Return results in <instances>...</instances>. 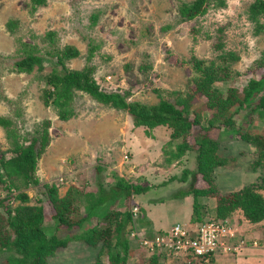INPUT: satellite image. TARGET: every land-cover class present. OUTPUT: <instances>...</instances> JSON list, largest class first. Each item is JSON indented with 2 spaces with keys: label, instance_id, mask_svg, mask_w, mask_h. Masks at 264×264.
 <instances>
[{
  "label": "rangeland",
  "instance_id": "374dc122",
  "mask_svg": "<svg viewBox=\"0 0 264 264\" xmlns=\"http://www.w3.org/2000/svg\"><path fill=\"white\" fill-rule=\"evenodd\" d=\"M193 1L47 0L45 6L33 10L29 0H0V116L14 120L13 134L8 135L0 127V161L4 156L11 157L9 152L15 145H30L33 137L41 136L45 125L51 139L38 161L39 185L26 184L17 176L13 178L18 185L14 196L26 194L27 202L17 198L9 200V193L0 184V201L9 206L11 216L16 215L19 206L42 207L46 215L42 226L47 228L43 236L64 238L63 232H58L49 218L53 211L49 188L53 186L56 190L53 197L69 203L72 222L87 218L91 210L94 214L108 208L117 213L138 210L135 224L129 223L126 230L135 225L137 228L166 229L183 224L182 220L189 218L192 209L189 201L172 198L195 199L192 190L189 191L193 188L191 176L188 182L174 179L185 169L199 170L195 149L186 152L185 157L177 156L180 159L174 161V154L169 151L171 130L168 127H136L127 112L105 106L79 91L72 104L75 115L67 121L60 120L56 109L44 104L40 87L42 74H50L56 60L45 56L43 72L35 69L31 75L17 74L12 69L20 58L17 54L19 40L36 46L41 55L72 46L79 50L80 57L68 62V68L82 70L91 64L99 82L106 75L104 80L110 91H128L129 102L154 106L163 99L172 100L174 93L188 88L193 57L211 60L228 53L236 57L228 63L234 70L233 78L216 83L214 88L235 103L239 91L232 92V88L242 91L251 78L264 74V16L256 21L250 18V6L255 0H225V5L210 0L205 14L181 21L179 6ZM94 16L97 22L92 25ZM9 20L18 21L15 34H10L6 28ZM50 33L53 38L48 36ZM95 45L98 46L95 58L88 63L89 48ZM205 100L206 97L198 95L195 102ZM248 111L234 115L235 126L245 124L248 129L263 132L264 123L255 120L256 116L243 120ZM15 112L21 116L15 118ZM218 130L213 128L209 132L211 139L218 143L215 154L222 162L211 174L217 191L225 195L253 186L264 196V188L260 187L264 183V149L230 133L221 135ZM195 137L187 140L192 146ZM4 178L9 184L10 179ZM127 184L131 188L150 189L112 201L111 189L121 192ZM200 185L206 188L205 182ZM101 195L107 196L106 201L92 209ZM200 204L197 205L199 214H204L206 209ZM6 207L0 208L4 218ZM215 216L213 213L208 217ZM232 216L229 221L236 226L247 249L242 253L241 249L235 250L229 255L230 259L223 257L228 255L215 256L217 262L210 264H225L223 258L228 264H264V228L248 223L244 226L241 211ZM196 217L194 214L193 222L186 227L193 225ZM97 221V218H90L83 226L115 227L111 220H105L104 224ZM261 225L264 226V222ZM129 240L132 249L128 264H150V260L145 259L149 257L138 249L130 235ZM97 245L93 248L72 240L53 255H47L46 260L48 264H98L102 260L99 255L103 246L100 241ZM9 254L0 250V264H8ZM103 260L108 264L107 259ZM187 260L166 256L158 264H208L199 259L191 263Z\"/></svg>",
  "mask_w": 264,
  "mask_h": 264
},
{
  "label": "trees",
  "instance_id": "16d2710c",
  "mask_svg": "<svg viewBox=\"0 0 264 264\" xmlns=\"http://www.w3.org/2000/svg\"><path fill=\"white\" fill-rule=\"evenodd\" d=\"M29 1L33 10L45 6L47 3V0ZM215 1L219 5L226 4L225 0ZM209 2L210 0H195L191 3H182L179 6L181 21H190L198 15L205 14ZM260 16H264V0H255L250 6V18L256 21ZM91 20L92 25H95L97 22L96 16ZM6 28L10 34H15L18 28V21L9 20ZM48 36L53 38L52 33L48 34ZM18 42L17 54L20 58L13 65L12 72L14 73L31 75L35 69L43 72L47 56L56 60L52 65L50 74L47 76L42 74L40 87L43 92L42 99L44 104L56 109L60 120L67 121L75 115L72 104L75 99V93L79 91L90 95L105 106H111L114 109L127 112L136 127H168L171 130V140L168 142L171 150L169 151L174 154L172 155L174 161L177 156L184 155L185 157L186 152L195 149L197 153V168L199 170L185 169L180 177L174 178L183 182H188L190 176L192 178L191 186L193 188L189 191L192 190L191 193L195 197L194 214L197 217L194 223L201 224L207 220L214 219L213 217H208L212 213L206 206L207 204L203 200L204 197H215L217 199L215 217L218 219H225L233 212L241 210L245 219L250 223L257 224L264 221V196L253 186L225 195L217 191L214 177L211 174L216 167L222 165V162L218 160L220 158L219 155L215 154L218 143L211 139L209 134L211 129L219 128L220 130L218 131H221V135L223 132L230 133L240 137V140L244 142H251L254 146H261L264 149V130L260 133L257 129H248L245 124L244 126L246 127L242 125L236 127L234 119V115L240 111L249 110L248 116H244L243 120H252L256 116L255 120L264 123V74L260 78H251L247 85L242 87V91L232 88V92L239 91L235 104L229 97L224 98L222 93L214 88V85L233 78L234 70L228 63L231 60L234 61L236 57L228 53L220 54L211 60L193 57L191 83L188 88L182 92L174 93L175 97L172 100L163 99L157 105L150 106L141 102H129L128 91H110L106 87L107 82L104 80L106 75H103L102 81L99 82L94 77L96 69L91 64L86 65L82 70L68 68V62L80 57V52L75 47L56 48L47 51L45 55H41L40 50L36 46L27 44L22 40ZM97 49L98 46L96 45L89 48L87 54L88 63H91L95 58ZM228 57H231V59ZM113 79L114 81L117 80L116 77H113ZM198 95L206 97V100L196 103L195 99ZM15 113V118L21 116V113ZM246 124L249 125L248 123ZM13 125L14 120L12 118L0 116V127L8 135L13 134V130H11ZM194 135L196 136L195 144L192 146L187 140ZM50 140V135L45 125L41 136L33 137L30 145L17 144L10 150L9 153L12 155L9 159L5 156L2 158L0 161V184L4 185V188L9 193V200L12 198L20 199L22 202H27L28 200L26 194L14 196L18 189V185L13 180L15 176L24 180L26 184L39 185V178L36 176L37 165L39 159L47 150ZM209 170L211 171L209 172ZM4 176L10 179L9 184H6L7 181ZM203 182H205L206 188L201 187L200 183ZM198 184L199 186H197ZM260 187L264 188V183ZM149 189L139 186L131 188L128 184L122 187L121 192L111 189V196H114L112 201L118 198H130L133 193L143 194ZM100 190L104 193L102 186ZM54 193H56V190L53 186H50L49 194L52 197L49 199H51L53 211L50 213L49 218L54 223V228L58 232H63L65 237L61 239L56 238L57 236L55 235L51 239L43 236L47 228L42 226L46 219L45 210L42 207L19 206L16 208V215L13 217L9 206L4 201H0V208L7 206L5 211V214H7L6 218H4L3 214H0V250L10 253L6 258L8 264H48L47 255H53L57 249L66 247L72 240L84 242L93 248L97 247V243L100 241L103 246L99 255V257L102 256L100 257V259L102 258L100 262L102 264H106V260H103V258L107 259L108 264L129 263V251L132 249L129 235L131 237V232L139 228L126 230V226L131 222L135 224L134 220L136 219L135 217L139 216L138 212L134 213L130 212V210H125L117 213L108 208L105 211H98L92 214L93 210H91L87 218H82L79 221L73 220L74 222H72L69 203L53 197ZM175 198L178 197L172 199ZM106 199L107 196L101 195L92 209L100 207ZM200 203L204 205L202 209H206L204 214L202 212L199 214L197 205ZM90 218H97L99 224H104L105 220H111L115 227L97 228L91 226L84 228L83 224L89 221ZM150 235L152 234L150 233ZM249 237L251 238V235L247 236L246 239L248 240ZM145 259H149L150 264H158L162 260L158 256L145 257ZM214 260L215 258L211 257V263Z\"/></svg>",
  "mask_w": 264,
  "mask_h": 264
},
{
  "label": "built area",
  "instance_id": "2783aa9c",
  "mask_svg": "<svg viewBox=\"0 0 264 264\" xmlns=\"http://www.w3.org/2000/svg\"><path fill=\"white\" fill-rule=\"evenodd\" d=\"M137 209L133 212L137 213ZM236 224L239 221L236 220ZM229 220H207L201 224L186 227L175 225L164 235L154 238L141 236V247L149 255L176 256L188 258L187 261L199 259L208 264L211 257L217 255H231L235 250L246 248L243 238L235 230ZM239 229V228H237ZM240 239L239 242H235ZM257 245V242H254Z\"/></svg>",
  "mask_w": 264,
  "mask_h": 264
},
{
  "label": "crops",
  "instance_id": "0c3cea01",
  "mask_svg": "<svg viewBox=\"0 0 264 264\" xmlns=\"http://www.w3.org/2000/svg\"><path fill=\"white\" fill-rule=\"evenodd\" d=\"M209 199V200H208ZM173 200H181L182 202H185V201H189V203H190V205L192 206V209L191 210H189V213H190V216H189V218L188 219H184V221L182 220V222L181 223H183V224H191V222H192V217H193V215H194V201L195 200H187L185 197H178V198H175V199H173ZM204 201H205V203H209V205L210 206H208V208H209V211H211V213L213 214H216V207H217V200H216V198L214 197H210V198H208V197H204V199H203ZM213 203L215 204V206H213ZM190 206V207H191ZM215 208V209H214ZM214 209V210H213ZM241 211V210H240ZM240 211H238V212H240ZM181 213V212H180ZM234 214V213H233ZM234 216H231V218H233ZM244 217V216H243ZM264 221H262V222H260V223H257V224H254V223H250V222H248V224H251V225H254V227L255 228H264V226H262L261 224L263 223ZM233 223V222H232ZM260 224V225H259ZM246 225V223L244 224V226ZM149 233H151V234H154V233H159V232H163V231H168L170 228H166V229H162V228H160V229H156V228H145ZM258 230V229H257ZM256 230V231H257ZM256 233V232H255ZM219 256H221L222 257V255H219ZM223 257H226V258H228V257H230V256H223ZM226 258H223V262L225 263V264H228V262L227 261H225V259ZM232 258V257H231ZM228 259H230V258H228ZM214 262H217V261H214ZM213 262V263H214ZM233 262V261H232Z\"/></svg>",
  "mask_w": 264,
  "mask_h": 264
},
{
  "label": "clouds",
  "instance_id": "9594fccd",
  "mask_svg": "<svg viewBox=\"0 0 264 264\" xmlns=\"http://www.w3.org/2000/svg\"><path fill=\"white\" fill-rule=\"evenodd\" d=\"M237 192V191H236ZM214 198V197H213ZM217 200V199H216ZM238 211H240V210H237V211H235V212H233V213H236V212H238ZM132 212H133V210H132ZM138 212V211H137ZM242 212V211H241ZM232 213V214H233ZM232 214L229 216V217H227V218H225V219H218V218H216V217H213L215 220H221V221H224V220H230L231 219V216H232ZM242 215L244 216V214H243V212H242ZM243 221L245 222V223H248L249 221L248 220H246L245 219V217H243ZM97 223L99 224V221H97ZM134 223H135V220H134ZM244 223V224H245ZM194 224H197L196 222L195 223H193V225ZM176 225H182V226H186L185 224H176ZM188 225H190V224H188ZM193 225H191V226H193ZM95 227H97V225H95ZM101 226H98L97 228H100ZM189 227V226H188ZM134 228V227H133ZM135 228H137L136 226H135ZM172 229V227L168 230V231H163V232H159V233H154V234H152V235H150V233L145 229V228H139V229H136L135 231H132L131 232V236H132V240H135L136 242H137V244H138V246H139V248L141 249V251L143 252V253H145V256L147 255V256H149V257H151V255H149L147 252H145L144 250H143V248L141 247V241H140V237L141 236H146V237H148V238H154L155 236H157V235H164V234H166L167 232H169L170 230ZM247 245V244H246ZM247 249V246H246V248L245 249H243L242 251H241V253L243 252V251H245ZM152 256H158V257H160L161 259H164V258H166V256H161V255H152ZM217 256H219V255H217ZM213 258H215V256L213 257ZM192 262V261H191ZM213 263V262H212Z\"/></svg>",
  "mask_w": 264,
  "mask_h": 264
}]
</instances>
